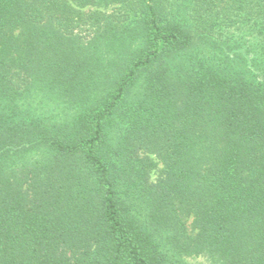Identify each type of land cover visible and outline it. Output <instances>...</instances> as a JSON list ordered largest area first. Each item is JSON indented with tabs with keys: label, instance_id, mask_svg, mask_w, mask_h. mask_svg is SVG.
<instances>
[{
	"label": "trees",
	"instance_id": "obj_1",
	"mask_svg": "<svg viewBox=\"0 0 264 264\" xmlns=\"http://www.w3.org/2000/svg\"><path fill=\"white\" fill-rule=\"evenodd\" d=\"M0 264H264V0H0Z\"/></svg>",
	"mask_w": 264,
	"mask_h": 264
},
{
	"label": "rangeland",
	"instance_id": "obj_2",
	"mask_svg": "<svg viewBox=\"0 0 264 264\" xmlns=\"http://www.w3.org/2000/svg\"><path fill=\"white\" fill-rule=\"evenodd\" d=\"M161 164H158V168H157V170L156 171H154L153 173H152V176L155 178L156 176H157V174L159 173V170L161 169ZM200 262H203V260H199Z\"/></svg>",
	"mask_w": 264,
	"mask_h": 264
}]
</instances>
